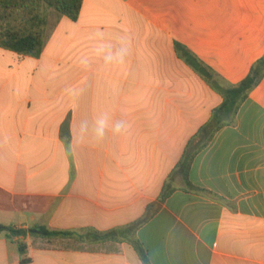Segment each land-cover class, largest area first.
<instances>
[{
    "label": "crops",
    "instance_id": "1",
    "mask_svg": "<svg viewBox=\"0 0 264 264\" xmlns=\"http://www.w3.org/2000/svg\"><path fill=\"white\" fill-rule=\"evenodd\" d=\"M2 11L0 224L74 235L2 233L0 264H145L133 240L149 264H264V77L214 119L222 86L264 57V0H83L76 20ZM9 31L41 32V53L4 47ZM105 113L126 128L97 141Z\"/></svg>",
    "mask_w": 264,
    "mask_h": 264
},
{
    "label": "trees",
    "instance_id": "2",
    "mask_svg": "<svg viewBox=\"0 0 264 264\" xmlns=\"http://www.w3.org/2000/svg\"><path fill=\"white\" fill-rule=\"evenodd\" d=\"M83 0H0V5L3 10H18L26 9L31 12H36L42 7L55 9L59 14L67 16L76 20L80 14ZM32 13V14H33ZM1 44L18 53L27 55H39L44 46V40L41 32H30L23 34L19 31H9L3 37ZM187 55L189 53L185 52ZM196 67L200 73L206 75L208 78L214 77L211 70L204 66L201 62H196ZM264 77V57L261 58L252 67L249 75L237 85L222 86L224 95V102L220 108L215 112L214 119L219 118V113L226 114L236 112L247 98L249 93L260 83ZM168 193H165L166 196ZM132 229V228H130ZM5 233L9 238L16 236H39V237H53V236H72V232L49 231L44 227L35 226L28 230L17 229L12 226L0 224V234ZM120 232L114 230L107 233L89 232V236L94 241L118 240ZM82 239V238H79ZM135 249L140 254L145 264H149L148 256L145 248L139 240H133ZM20 252L23 262L27 263V246L21 244Z\"/></svg>",
    "mask_w": 264,
    "mask_h": 264
},
{
    "label": "clouds",
    "instance_id": "3",
    "mask_svg": "<svg viewBox=\"0 0 264 264\" xmlns=\"http://www.w3.org/2000/svg\"><path fill=\"white\" fill-rule=\"evenodd\" d=\"M119 55V63L124 62V58L127 55V47L122 49V51L118 54ZM106 63H112L111 57H106L105 58ZM111 127V131L113 134H119L126 128V123L123 120H118L115 121L114 123H111L110 125V118L109 116L105 113L102 114L98 117L95 118V136L93 139L99 141L102 140L105 136V130ZM88 129V121L87 120H82L79 125V140L83 141L84 140V135ZM74 150V146L71 141H69L68 146H67V151L71 152Z\"/></svg>",
    "mask_w": 264,
    "mask_h": 264
},
{
    "label": "rangeland",
    "instance_id": "4",
    "mask_svg": "<svg viewBox=\"0 0 264 264\" xmlns=\"http://www.w3.org/2000/svg\"><path fill=\"white\" fill-rule=\"evenodd\" d=\"M3 9L1 8V6H0V38H1V35H2V33H4V31H5V28H7V23L9 22L7 19L5 20H3V17H1V16H3L4 15V13H3V11H2ZM22 13L21 14H19L18 16H16V17H14V18H11V21H14V20H19V19H21L22 17ZM10 19V18H9ZM15 24V23H14Z\"/></svg>",
    "mask_w": 264,
    "mask_h": 264
}]
</instances>
